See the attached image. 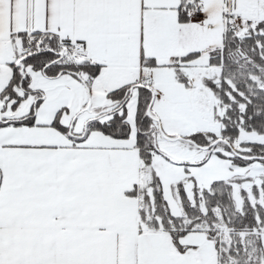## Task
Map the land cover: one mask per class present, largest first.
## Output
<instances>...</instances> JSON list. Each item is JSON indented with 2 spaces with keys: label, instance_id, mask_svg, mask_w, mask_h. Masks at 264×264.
I'll return each instance as SVG.
<instances>
[{
  "label": "snow or ice",
  "instance_id": "1",
  "mask_svg": "<svg viewBox=\"0 0 264 264\" xmlns=\"http://www.w3.org/2000/svg\"><path fill=\"white\" fill-rule=\"evenodd\" d=\"M0 264H264V0H0Z\"/></svg>",
  "mask_w": 264,
  "mask_h": 264
}]
</instances>
